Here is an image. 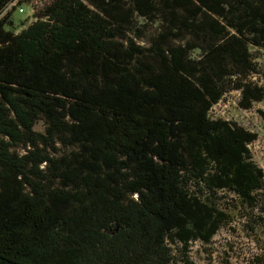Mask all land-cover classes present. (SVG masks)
<instances>
[{
	"label": "trees",
	"instance_id": "trees-1",
	"mask_svg": "<svg viewBox=\"0 0 264 264\" xmlns=\"http://www.w3.org/2000/svg\"><path fill=\"white\" fill-rule=\"evenodd\" d=\"M26 3L0 0V264H264L258 134L210 116L264 100V0H50L16 31Z\"/></svg>",
	"mask_w": 264,
	"mask_h": 264
},
{
	"label": "rangeland",
	"instance_id": "rangeland-1",
	"mask_svg": "<svg viewBox=\"0 0 264 264\" xmlns=\"http://www.w3.org/2000/svg\"><path fill=\"white\" fill-rule=\"evenodd\" d=\"M50 0H28V3L16 6L13 11L12 18L15 22V29L19 31L25 27L29 22L34 20L33 13L35 9L41 8L45 3ZM18 8H22L20 12ZM264 69V56L259 60ZM260 82L264 85V76L260 77ZM238 92H231L216 104L211 112V118H222L230 121H234L244 128L256 132L258 138L252 144L249 145L252 159L254 162L264 170V120L260 116V111H264V100L256 103L250 110L241 109L238 104ZM43 122H39L36 129L43 130ZM226 238H229L226 230H221L214 238L215 242L222 243ZM191 256L198 263H203L206 253L204 247L198 243H195L192 247Z\"/></svg>",
	"mask_w": 264,
	"mask_h": 264
},
{
	"label": "built area",
	"instance_id": "built-area-1",
	"mask_svg": "<svg viewBox=\"0 0 264 264\" xmlns=\"http://www.w3.org/2000/svg\"><path fill=\"white\" fill-rule=\"evenodd\" d=\"M13 5H14V3H13ZM7 9H10V6H9V7H7ZM18 10H19L20 12H22V11H23V9H22V8H18Z\"/></svg>",
	"mask_w": 264,
	"mask_h": 264
}]
</instances>
